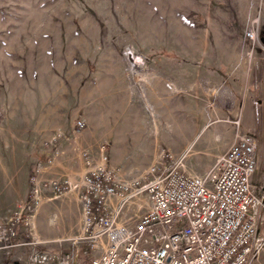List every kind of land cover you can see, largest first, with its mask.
I'll list each match as a JSON object with an SVG mask.
<instances>
[{
	"label": "rangeland",
	"instance_id": "374dc122",
	"mask_svg": "<svg viewBox=\"0 0 264 264\" xmlns=\"http://www.w3.org/2000/svg\"><path fill=\"white\" fill-rule=\"evenodd\" d=\"M237 135L257 141L264 239V0H0V224L30 215L32 245L17 256L78 246L38 244L73 221L59 199L36 208L32 176L79 183L104 151L122 181L159 163L204 176Z\"/></svg>",
	"mask_w": 264,
	"mask_h": 264
},
{
	"label": "built area",
	"instance_id": "2783aa9c",
	"mask_svg": "<svg viewBox=\"0 0 264 264\" xmlns=\"http://www.w3.org/2000/svg\"><path fill=\"white\" fill-rule=\"evenodd\" d=\"M247 37L253 40L255 34L248 32ZM76 125L79 131L86 127L82 120ZM257 146L252 137L237 135L207 175L192 176L179 166L159 163L130 182L118 179L107 151L98 158L86 152L81 183H41L32 176L30 201L37 207L45 189L57 198L78 193L84 228L74 243L88 242L96 252L91 264H253L264 248L259 217L253 212L259 205L252 185ZM130 206L137 211L132 217ZM123 214L128 217L121 223ZM29 218L16 211L0 224V251L29 245L18 240V227ZM50 260L49 254L37 253L30 264Z\"/></svg>",
	"mask_w": 264,
	"mask_h": 264
},
{
	"label": "crops",
	"instance_id": "0c3cea01",
	"mask_svg": "<svg viewBox=\"0 0 264 264\" xmlns=\"http://www.w3.org/2000/svg\"><path fill=\"white\" fill-rule=\"evenodd\" d=\"M39 177H40L41 181H43L46 178L45 175L39 176ZM80 179L81 180L79 181V183H81L83 177H81ZM58 199H59V201H61L59 204V207H58L60 212L62 211L64 213H67V217H68L69 213H71V215H69V216H70V218L72 216L73 227L69 232H66V231L57 232V231H53V230L51 231L50 230L47 234L41 235L37 240L38 244H40L41 247L42 246L46 247L47 244L60 243L62 241L71 242V243L75 244L74 242L76 241L77 237L83 233L84 212H83L82 202L79 199L77 192H75V191L70 192L69 194H66L64 196L57 198L54 196V193L52 192V190L45 189L40 194L38 202H40V206H46V205L51 206ZM29 245H30V242H29ZM30 246H32V245H30ZM43 248H41V250L45 252L44 254H49L51 257V260L47 264H61L60 260H59L61 258H59V259L57 257L55 258L53 256V254L62 253L61 255H63L64 254L63 251H61V250L60 251L54 250L55 252L49 251V250L47 251V249H43ZM72 250H73V253L70 256L71 257V260H70L71 264H91V260H92V258L95 257V254H96V252L90 250L88 242H86V241L78 244V246H76V247H73ZM8 254L12 255V256L8 257V259H7L8 264L9 263L10 264H30V262H31L32 257H30L28 255V252H25V254H23V257L21 254L19 256H17L16 255L17 251L15 250V247L10 248V251L8 252Z\"/></svg>",
	"mask_w": 264,
	"mask_h": 264
}]
</instances>
